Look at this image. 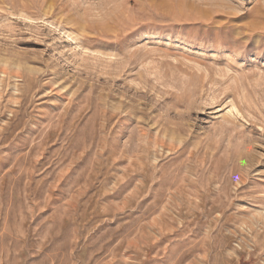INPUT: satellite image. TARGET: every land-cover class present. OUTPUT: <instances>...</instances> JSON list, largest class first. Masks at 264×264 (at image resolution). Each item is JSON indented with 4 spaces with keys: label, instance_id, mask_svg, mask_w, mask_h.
I'll return each mask as SVG.
<instances>
[{
    "label": "rangeland",
    "instance_id": "1",
    "mask_svg": "<svg viewBox=\"0 0 264 264\" xmlns=\"http://www.w3.org/2000/svg\"><path fill=\"white\" fill-rule=\"evenodd\" d=\"M0 264H264V0H0Z\"/></svg>",
    "mask_w": 264,
    "mask_h": 264
}]
</instances>
